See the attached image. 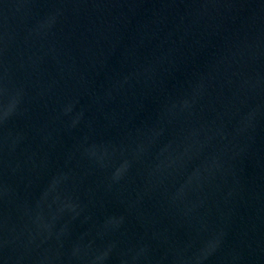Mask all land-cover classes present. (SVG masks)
<instances>
[{
	"label": "water",
	"instance_id": "obj_1",
	"mask_svg": "<svg viewBox=\"0 0 264 264\" xmlns=\"http://www.w3.org/2000/svg\"><path fill=\"white\" fill-rule=\"evenodd\" d=\"M0 264H264V0H0Z\"/></svg>",
	"mask_w": 264,
	"mask_h": 264
}]
</instances>
